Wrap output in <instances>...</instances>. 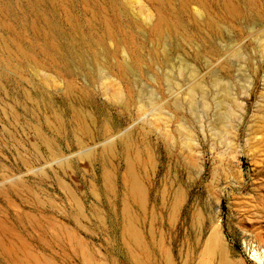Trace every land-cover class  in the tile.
<instances>
[{
  "label": "rangeland",
  "instance_id": "1",
  "mask_svg": "<svg viewBox=\"0 0 264 264\" xmlns=\"http://www.w3.org/2000/svg\"><path fill=\"white\" fill-rule=\"evenodd\" d=\"M214 225L264 263V0H0V264H198Z\"/></svg>",
  "mask_w": 264,
  "mask_h": 264
},
{
  "label": "bare ground",
  "instance_id": "2",
  "mask_svg": "<svg viewBox=\"0 0 264 264\" xmlns=\"http://www.w3.org/2000/svg\"><path fill=\"white\" fill-rule=\"evenodd\" d=\"M228 253L229 251L224 243L219 227L218 225H214L203 244L198 264H211V261L215 258L218 260L217 264H230Z\"/></svg>",
  "mask_w": 264,
  "mask_h": 264
}]
</instances>
